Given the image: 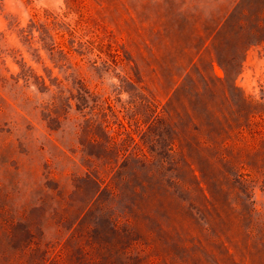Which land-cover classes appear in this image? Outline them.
<instances>
[{
	"label": "trees",
	"instance_id": "obj_1",
	"mask_svg": "<svg viewBox=\"0 0 264 264\" xmlns=\"http://www.w3.org/2000/svg\"><path fill=\"white\" fill-rule=\"evenodd\" d=\"M124 8L120 37L80 41L116 70L124 119L106 131L115 120L91 98L82 126L102 131L88 137L99 148L73 161V189L42 182L0 218V264H241L243 250L264 264V88L235 83L247 49L264 51V0Z\"/></svg>",
	"mask_w": 264,
	"mask_h": 264
},
{
	"label": "rangeland",
	"instance_id": "obj_2",
	"mask_svg": "<svg viewBox=\"0 0 264 264\" xmlns=\"http://www.w3.org/2000/svg\"><path fill=\"white\" fill-rule=\"evenodd\" d=\"M126 1L146 10L197 5L207 11L214 0H0V218L17 219L28 190L37 184L58 181L70 191L79 183L83 152L99 148L88 137L103 134L96 125L82 126L94 116L92 99L115 120L106 131L124 119L128 93L119 88L116 70L80 41L93 36L96 27L105 35L113 29L120 37L117 27L128 16ZM213 69L223 74L217 63ZM235 83L247 95L258 96L264 88L261 44L247 49ZM129 148L137 146L133 142ZM252 196L260 208V184ZM258 252L253 264H259ZM239 260L251 264L247 251L237 254Z\"/></svg>",
	"mask_w": 264,
	"mask_h": 264
}]
</instances>
